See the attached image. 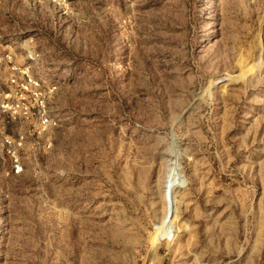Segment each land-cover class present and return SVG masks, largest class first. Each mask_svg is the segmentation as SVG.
Here are the masks:
<instances>
[{
  "label": "rangeland",
  "instance_id": "374dc122",
  "mask_svg": "<svg viewBox=\"0 0 264 264\" xmlns=\"http://www.w3.org/2000/svg\"><path fill=\"white\" fill-rule=\"evenodd\" d=\"M0 264H264V0H0Z\"/></svg>",
  "mask_w": 264,
  "mask_h": 264
},
{
  "label": "built area",
  "instance_id": "2783aa9c",
  "mask_svg": "<svg viewBox=\"0 0 264 264\" xmlns=\"http://www.w3.org/2000/svg\"><path fill=\"white\" fill-rule=\"evenodd\" d=\"M35 85L37 86V84L35 83ZM42 118H40L42 120V124L44 123V128L50 124V121L47 119V115L45 113V110H44V115L42 114L41 115Z\"/></svg>",
  "mask_w": 264,
  "mask_h": 264
}]
</instances>
